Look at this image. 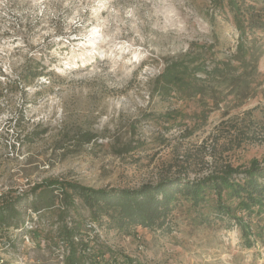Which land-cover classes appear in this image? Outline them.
<instances>
[{
	"label": "rangeland",
	"instance_id": "obj_1",
	"mask_svg": "<svg viewBox=\"0 0 264 264\" xmlns=\"http://www.w3.org/2000/svg\"><path fill=\"white\" fill-rule=\"evenodd\" d=\"M172 62L199 75L162 95ZM81 132L97 138L78 145ZM253 161L264 165V0H0V202L44 196L47 180L138 188ZM241 203L183 199L171 231L119 233L60 197L26 208L25 229L0 228V264H264V210ZM74 222L73 255L59 234Z\"/></svg>",
	"mask_w": 264,
	"mask_h": 264
},
{
	"label": "trees",
	"instance_id": "obj_2",
	"mask_svg": "<svg viewBox=\"0 0 264 264\" xmlns=\"http://www.w3.org/2000/svg\"><path fill=\"white\" fill-rule=\"evenodd\" d=\"M191 71L185 63L167 64L162 74L156 78L160 94L163 95L166 90L177 85L185 86L190 80H195L199 73ZM40 73L42 72L33 75L36 77ZM224 81L227 82V79ZM95 138L97 136L91 132H81L74 137L78 145L90 143ZM38 188H43L46 195L33 194L31 202L29 197L0 202V228L25 229L26 208L31 207L35 213H39L44 209L53 208L56 200L62 197L68 210L75 208V201L80 200L90 213L92 221L106 232L117 230L119 233H130L138 226L168 232L172 230L173 215L177 208L182 206L183 199L200 205L207 203V197L214 194L221 202L223 194L227 192L241 199V205L247 208L256 206L262 213L264 165L253 161L249 167L236 168L227 163L200 180H191L187 175L174 173L156 183H145L138 188L96 189L77 182L60 180H47L35 187V190ZM216 207L221 216L219 218L229 217L230 212L225 205L219 203ZM243 231L247 233L249 230L246 228ZM79 234L77 223L73 227H62L59 234L63 242L70 245L73 255L76 250L75 238Z\"/></svg>",
	"mask_w": 264,
	"mask_h": 264
},
{
	"label": "bare ground",
	"instance_id": "obj_3",
	"mask_svg": "<svg viewBox=\"0 0 264 264\" xmlns=\"http://www.w3.org/2000/svg\"><path fill=\"white\" fill-rule=\"evenodd\" d=\"M96 30V31H95ZM92 38L89 40V44L84 45V47H88L89 45L92 47H95L98 41V38L100 37V30H97V28H94L92 33Z\"/></svg>",
	"mask_w": 264,
	"mask_h": 264
}]
</instances>
